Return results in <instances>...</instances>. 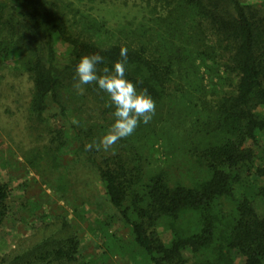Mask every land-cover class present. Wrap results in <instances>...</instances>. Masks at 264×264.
<instances>
[{"label": "trees", "instance_id": "trees-1", "mask_svg": "<svg viewBox=\"0 0 264 264\" xmlns=\"http://www.w3.org/2000/svg\"><path fill=\"white\" fill-rule=\"evenodd\" d=\"M151 4V0H147ZM156 18L163 41L139 46L113 43L100 46L74 34L63 11L50 0H0V61H23L33 77L32 111L41 116L49 102L57 105L69 122L66 93L76 82L75 66L83 55L99 53L107 66L128 49L126 76L138 89H147L154 101L162 100L174 66L194 52H207L225 61L237 82L217 105L215 138L195 155L210 175L192 185H172L164 170L145 175L121 156L99 157L86 150L88 134L71 121L78 152L85 156L102 181L110 205L130 229L133 240L151 264H183L184 251L197 256L194 264H264V211L250 199L238 202L237 212L227 215L220 199L235 198L234 186L242 181L241 166L252 161L255 146L264 134V10L244 0H157ZM55 35L72 45L60 54ZM153 42V41H152ZM165 45V46H163ZM156 46L162 53H156ZM95 84V83H93ZM96 86V84H95ZM98 87V86H96ZM258 173L264 177V167ZM264 204V181L258 187ZM11 188L0 181V233L11 211ZM164 221L172 233L165 242L157 231ZM79 240L70 235L35 260L46 264L80 262ZM0 264L5 261L0 258Z\"/></svg>", "mask_w": 264, "mask_h": 264}, {"label": "rangeland", "instance_id": "rangeland-1", "mask_svg": "<svg viewBox=\"0 0 264 264\" xmlns=\"http://www.w3.org/2000/svg\"><path fill=\"white\" fill-rule=\"evenodd\" d=\"M50 1L63 11L74 34L100 46L163 41L156 19L162 9L152 7L158 6L157 0L151 4L147 0ZM244 1L264 10V0ZM55 46L62 55L72 50L60 35H55ZM154 51L162 53V47ZM77 82L66 93L69 122L52 102L39 116L31 109L34 83L23 61L15 57L0 61V181L9 184L12 195L0 233V258L5 264H46L37 262L36 256L73 235L79 240L80 262L151 264L110 205L96 170L78 152L71 121L84 129L89 143H98L113 123L114 108L108 94L95 84L83 86L81 94ZM236 82L223 59L213 60L207 52L189 53L175 64L165 97L155 101L152 120L140 123L132 136L108 151L94 149L99 157H123L147 176L164 170L172 185L205 180L210 172L195 150L214 140L217 105ZM260 111L264 114V106ZM259 140L255 158L241 166L243 180L234 186L235 198L219 201L227 215L237 212L243 197L258 212L264 211L258 195L264 181L258 173L264 167L263 133ZM157 231L165 242L172 239L164 221ZM184 256L183 264L197 260L190 250ZM237 262L243 264L244 258L239 256Z\"/></svg>", "mask_w": 264, "mask_h": 264}, {"label": "clouds", "instance_id": "clouds-1", "mask_svg": "<svg viewBox=\"0 0 264 264\" xmlns=\"http://www.w3.org/2000/svg\"><path fill=\"white\" fill-rule=\"evenodd\" d=\"M119 55L121 59L114 62L111 69L105 66L103 74L98 65L104 63V57L99 53L81 56L75 66L77 91L82 94L83 86L95 83L108 94L111 102L109 106L114 108L113 123L98 143L85 145L89 151L94 147L108 151L117 141L132 136L140 123H149L156 111L155 101L147 89H138L126 76L127 47L122 46Z\"/></svg>", "mask_w": 264, "mask_h": 264}]
</instances>
